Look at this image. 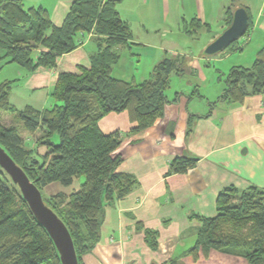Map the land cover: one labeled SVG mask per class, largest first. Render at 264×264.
<instances>
[{"label":"trees","instance_id":"16d2710c","mask_svg":"<svg viewBox=\"0 0 264 264\" xmlns=\"http://www.w3.org/2000/svg\"><path fill=\"white\" fill-rule=\"evenodd\" d=\"M123 1L73 0L64 21L56 26L43 6L26 8L23 0H0V51L8 63L28 72L40 66L53 68L60 56L83 44L85 34H93L99 47L90 57L89 67L79 66L76 72L58 75L51 91L54 105L43 110L27 106L19 112L29 133L42 130L35 145H27L16 127L2 124L0 115V145L41 191L53 182L70 186L85 176L72 193L43 196L69 229L79 264L99 240L105 201L121 199L137 185L131 174L118 171L123 161L116 153L122 142L120 132L104 133L100 120L111 112L127 111L135 124L131 133L148 129L170 103L166 90L171 73L181 70L177 60L165 58L142 82L113 76L121 56L118 48L131 45L133 36L118 10ZM248 14L246 33L252 23ZM232 17V7H228V26ZM197 24L209 28L195 18L192 25ZM225 82L221 101L241 103L249 95L264 93V47L251 66L232 67ZM12 87L13 81L0 82V114L17 111L10 101ZM55 134L59 142L53 140ZM40 145L45 146L44 153L38 149ZM197 161L195 157L176 158L170 172L185 173ZM216 210L215 217L201 219L190 254L197 258L200 250L208 255L215 249L239 254L250 264H264V189L251 186L241 190L231 185L219 193ZM147 235L153 236V232L147 231ZM150 241L152 247L157 246L153 239ZM0 264H61L53 240L1 167Z\"/></svg>","mask_w":264,"mask_h":264},{"label":"crops","instance_id":"0c3cea01","mask_svg":"<svg viewBox=\"0 0 264 264\" xmlns=\"http://www.w3.org/2000/svg\"><path fill=\"white\" fill-rule=\"evenodd\" d=\"M23 2L26 8H46L54 25L59 26L73 0ZM240 6L238 0H124L118 6L133 36L131 45L118 48L121 56L113 76L142 82L156 65L170 58L177 60L181 69L171 73L170 87L173 75L181 76L182 84L170 91V96V87L166 90L170 103L164 115L142 132H130L135 124L127 111L111 112L100 120L104 133L120 132L122 142L116 153L123 161L118 171L131 174L137 185L127 196L105 201L99 240L81 257V264H250L243 256L228 251L212 249L206 255L200 250L197 258L189 252L196 244L201 219L217 215L216 200L221 191L231 185L241 190L251 186L264 189V93L249 95L237 103L219 100L226 82L223 87L210 89L217 73L225 74L234 66H251L262 47L256 57L254 53L244 63L228 65L226 62L236 53H244L243 44L236 42L220 54L204 53L228 27V7L234 12ZM244 6L252 20L249 31L264 32V4L253 15L250 7ZM195 18L209 28L198 24L193 27ZM190 26L194 32L206 30L197 53L182 50L187 38L179 35L193 37L185 31ZM249 31L244 35L245 42L251 39ZM82 36L83 44L60 56L55 67L40 66L33 72L8 63L0 51V82L13 81L10 101L16 112L27 106L47 108L60 73L90 66V57L99 47L93 34ZM133 56L150 58V68L148 64L141 76L138 69H130ZM119 67L125 71L121 76L115 75ZM147 70L151 71L146 78ZM1 123L7 124L2 118ZM186 157L198 158L194 167L185 173H171L172 161ZM152 239L156 247H152Z\"/></svg>","mask_w":264,"mask_h":264},{"label":"water","instance_id":"95a60500","mask_svg":"<svg viewBox=\"0 0 264 264\" xmlns=\"http://www.w3.org/2000/svg\"><path fill=\"white\" fill-rule=\"evenodd\" d=\"M249 25V14L245 7H238L233 12L231 24L204 49L206 55H214L226 49L246 34ZM0 167L18 186L36 220L47 231L53 240L60 256L61 264H79L74 241L66 224L49 207L43 198L42 191L29 178L8 152L0 145Z\"/></svg>","mask_w":264,"mask_h":264},{"label":"rangeland","instance_id":"374dc122","mask_svg":"<svg viewBox=\"0 0 264 264\" xmlns=\"http://www.w3.org/2000/svg\"><path fill=\"white\" fill-rule=\"evenodd\" d=\"M238 3L243 5V7H245L244 5H247L248 7H250L251 9V13L253 15V13L255 14V10L257 11L259 9V7H261V5L264 4V0H238ZM242 7V6H240ZM195 29V28H194ZM213 30L215 31H219L217 29V27L213 28ZM188 34H193V37H189L186 36L184 34H180L179 37L180 38H187L184 44V49H182L185 53H197L198 49H199V44L204 41L206 38V30L205 29H197L196 32H194L193 28H189V30H185ZM251 34V39L247 40L245 42L244 40V36H242L240 39H238L237 44H240L243 46L244 49V53L242 55H240V53H236L233 57H231V59H229L226 64L228 65V63H233L234 61L239 63H244L245 61H248L251 59L250 56H252V54L255 55L258 52V50L261 47H264V32H260L259 30H252L249 31ZM175 34L178 35L175 31ZM88 35V34H85ZM200 40V41H199ZM243 40V41H242ZM244 42V43H243ZM229 48L224 49L223 51H220L217 54H220L221 52H227ZM132 61L130 62V69H138L136 70V72L138 73V76H141L142 73L145 71L146 72V68L148 69V64H149V68H150V58L145 57V56H141L140 58L138 56H133L131 57ZM151 70H147V74H146V78L149 77V72ZM124 69L123 67H119L116 71H115V75L117 76H121V73H124ZM227 71L225 74H221V73H217L216 74V79H215V84H212L210 89L216 90L220 87H223L225 85V78L227 76ZM219 76H220V80H219ZM172 78V85L171 87L167 90V95H171L170 91L174 90L175 88H178L181 86L182 84V77L181 76H176L173 75L171 76ZM184 79V77H183ZM211 82V81H210ZM210 82L208 83V86L210 84ZM55 101L51 98V102L48 105V107L50 105H54ZM56 104H61L60 102H56ZM1 118L3 120L4 123H7L6 126H14L18 129L19 133L22 136H30V139H26L27 140V145L31 146V145H35L34 141L36 140V138L40 137L42 134L41 129H38L35 133H33V135H31L24 127V122L20 116V114L18 112H5L2 111L1 112ZM53 140L55 142H59V136L58 134H55L53 136ZM38 149L44 153L46 151V148L44 145H40L38 146ZM85 181V176H80L78 178L75 179L74 183L71 184L70 186H65L63 184H61L60 182H53L49 185H47L46 187H44L42 189V195L45 198H51L53 195L60 193V192H64V193H72L73 191L77 190L80 188V186L82 185V183Z\"/></svg>","mask_w":264,"mask_h":264}]
</instances>
